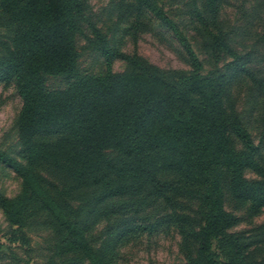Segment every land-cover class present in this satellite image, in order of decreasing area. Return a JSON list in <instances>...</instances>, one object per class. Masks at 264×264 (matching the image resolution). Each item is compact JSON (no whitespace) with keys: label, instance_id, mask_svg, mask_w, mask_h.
<instances>
[{"label":"trees","instance_id":"16d2710c","mask_svg":"<svg viewBox=\"0 0 264 264\" xmlns=\"http://www.w3.org/2000/svg\"><path fill=\"white\" fill-rule=\"evenodd\" d=\"M159 1L131 0L129 10L139 24L152 15L173 32L188 70H163L111 46L87 0H0L7 31L0 84H13L23 101L20 157L0 150L22 190L0 195V206L14 227L12 240L27 250L35 220L53 229L46 264H117L123 243L171 230L187 264H264V246L234 231L241 218L226 208L228 198L247 218L264 208L262 147L232 94L237 79L258 81L249 53L232 45L223 0H203L202 9L191 0L211 52L225 60L205 72L189 36ZM79 36L105 56L103 73L80 69ZM117 58L127 62L125 71L113 69ZM48 76L67 85L50 88ZM248 170L258 177L247 178Z\"/></svg>","mask_w":264,"mask_h":264},{"label":"rangeland","instance_id":"374dc122","mask_svg":"<svg viewBox=\"0 0 264 264\" xmlns=\"http://www.w3.org/2000/svg\"><path fill=\"white\" fill-rule=\"evenodd\" d=\"M87 1L92 20L111 46H118L129 54H138L163 70L190 69L183 48L173 32L152 15L143 16L139 24L129 10L131 0ZM159 2L189 36L204 62L205 72L217 66L222 68L225 60H218L211 52L192 1ZM198 7L203 8V0H198ZM221 20L226 30H232L234 48L249 53L250 67L258 79L256 81L246 75L237 79L232 94L237 112L243 117L255 142L261 144L264 155V91L259 83L264 84V0H223ZM86 32L90 34L89 30ZM6 37L7 31L0 26V42ZM77 48L80 53L79 66L83 72L98 74L106 70L105 56L92 48L85 37H78ZM112 67L122 72L127 69V62L117 58ZM46 84L50 88H63L67 80L62 76H48ZM22 105L23 101L13 84H0V150L19 157L21 144L17 117ZM246 177L257 178L258 175L248 170ZM21 190V177L11 167L0 162V195L12 198ZM226 208L241 218L233 230L246 231L253 241L264 246V208L253 218H247L246 209H237L229 198ZM13 229L0 206V264H46L56 242L53 229L42 218L35 220L26 230L31 241L28 250L12 240ZM102 231L103 225H100L96 232L99 235ZM179 243L180 236L175 230L153 236L147 233L136 236L122 244L117 264H187Z\"/></svg>","mask_w":264,"mask_h":264}]
</instances>
